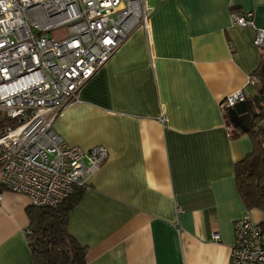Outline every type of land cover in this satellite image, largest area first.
I'll return each instance as SVG.
<instances>
[{"label": "crops", "instance_id": "0c3cea01", "mask_svg": "<svg viewBox=\"0 0 264 264\" xmlns=\"http://www.w3.org/2000/svg\"><path fill=\"white\" fill-rule=\"evenodd\" d=\"M144 1L148 30L129 35L54 123L68 145L108 152L67 230L87 264H228L233 222L247 210L233 166L252 151L246 128L264 86V50L230 14L251 11L264 28V0ZM252 73L259 82L227 111H239L228 136L219 103ZM29 205L3 191L0 264H34Z\"/></svg>", "mask_w": 264, "mask_h": 264}, {"label": "built area", "instance_id": "2783aa9c", "mask_svg": "<svg viewBox=\"0 0 264 264\" xmlns=\"http://www.w3.org/2000/svg\"><path fill=\"white\" fill-rule=\"evenodd\" d=\"M252 15L231 12L230 23L252 28L253 45L264 50V28ZM60 27L63 37L49 35ZM136 30H148L144 0H0V122H10L0 123V201L10 191L54 207L100 170L107 149L68 145L54 123ZM258 82L249 74L220 101L225 118ZM225 129L228 136L236 131L227 120ZM233 236L228 264H264V234L251 211L233 222Z\"/></svg>", "mask_w": 264, "mask_h": 264}, {"label": "trees", "instance_id": "16d2710c", "mask_svg": "<svg viewBox=\"0 0 264 264\" xmlns=\"http://www.w3.org/2000/svg\"><path fill=\"white\" fill-rule=\"evenodd\" d=\"M258 107L251 115L246 134L252 151L233 166L236 190L249 211L264 215V86L257 94ZM84 187L73 192L54 207L29 205L25 232L34 264H87V247L68 230L70 211L79 203ZM264 234V218L259 222Z\"/></svg>", "mask_w": 264, "mask_h": 264}, {"label": "rangeland", "instance_id": "374dc122", "mask_svg": "<svg viewBox=\"0 0 264 264\" xmlns=\"http://www.w3.org/2000/svg\"><path fill=\"white\" fill-rule=\"evenodd\" d=\"M65 34H66V33H65V28H64V27H60V28L55 29V30H53V31H51V32L49 33V35H50L51 37H53L54 39L61 38V37H63ZM259 85H260V84H258L257 86H259ZM259 87H260V86H259ZM257 107H258V104H257ZM257 107H256V109H257ZM226 120L229 121V123H231V125L233 126V123H232V121L229 119L228 115H226ZM0 123L3 124V125H7V124H9L10 122H9L8 120L4 119V120L1 121ZM233 128H234V126H233ZM234 129H235V128H234Z\"/></svg>", "mask_w": 264, "mask_h": 264}, {"label": "water", "instance_id": "95a60500", "mask_svg": "<svg viewBox=\"0 0 264 264\" xmlns=\"http://www.w3.org/2000/svg\"><path fill=\"white\" fill-rule=\"evenodd\" d=\"M237 113H239V111L237 110V107H234L230 113L231 115V121L234 123V124H238L239 121L237 119ZM247 130V128H246Z\"/></svg>", "mask_w": 264, "mask_h": 264}]
</instances>
